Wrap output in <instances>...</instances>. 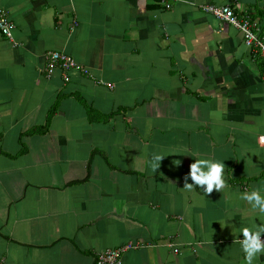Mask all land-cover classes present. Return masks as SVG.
Segmentation results:
<instances>
[{"label": "crops", "instance_id": "0c3cea01", "mask_svg": "<svg viewBox=\"0 0 264 264\" xmlns=\"http://www.w3.org/2000/svg\"><path fill=\"white\" fill-rule=\"evenodd\" d=\"M206 3L264 35V0H0V264H96L129 242L123 264H247L264 56ZM50 51L78 67H48ZM197 157L225 163L223 189L184 187Z\"/></svg>", "mask_w": 264, "mask_h": 264}, {"label": "clouds", "instance_id": "9594fccd", "mask_svg": "<svg viewBox=\"0 0 264 264\" xmlns=\"http://www.w3.org/2000/svg\"><path fill=\"white\" fill-rule=\"evenodd\" d=\"M264 141V136H261ZM175 153V152H169ZM195 156V154H192ZM165 154L155 152L151 155L150 165L155 172L161 165V161ZM179 165L175 160L173 162ZM225 163L221 160L210 157H197L190 165V171L185 174L184 187L191 190L196 186L204 189L205 193H211L213 189L221 190L225 187L227 181L225 178ZM189 177L191 180H189ZM242 200L251 202V207L259 213H264V189L254 188L250 192L240 194ZM243 239L240 241L247 264H255L256 259L264 254V223L252 226H246L242 229Z\"/></svg>", "mask_w": 264, "mask_h": 264}, {"label": "built area", "instance_id": "2783aa9c", "mask_svg": "<svg viewBox=\"0 0 264 264\" xmlns=\"http://www.w3.org/2000/svg\"><path fill=\"white\" fill-rule=\"evenodd\" d=\"M180 0H162L163 5L166 8H171L173 3ZM203 10L210 12L218 18L224 19L232 23L237 28L241 29L244 35V41L247 46L253 49L257 53H261L264 56V35L257 22L252 21L248 17H240L233 6L230 4L216 5V4H203ZM14 24L5 10H0V31L4 36L10 40H14L13 36ZM46 61L48 67L60 66L64 70V74L67 77L70 70L78 67L75 59L64 52L50 51L46 53ZM264 77V69H263ZM264 239V235H262ZM138 244L133 242L126 243L119 247H111L101 250L97 254L96 264H123L124 252L133 247H137ZM175 251H178L175 248Z\"/></svg>", "mask_w": 264, "mask_h": 264}, {"label": "trees", "instance_id": "16d2710c", "mask_svg": "<svg viewBox=\"0 0 264 264\" xmlns=\"http://www.w3.org/2000/svg\"><path fill=\"white\" fill-rule=\"evenodd\" d=\"M54 112V109L50 112V117L51 115L53 114ZM47 127H36V128H33L31 130L28 131V133H35V132H44L46 131Z\"/></svg>", "mask_w": 264, "mask_h": 264}]
</instances>
